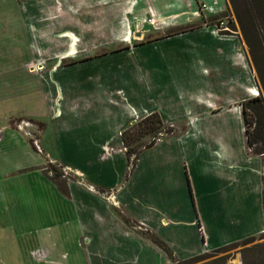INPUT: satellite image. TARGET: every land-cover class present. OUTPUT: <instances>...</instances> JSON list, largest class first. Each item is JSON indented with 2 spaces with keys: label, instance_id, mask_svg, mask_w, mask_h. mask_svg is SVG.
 Here are the masks:
<instances>
[{
  "label": "rangeland",
  "instance_id": "1",
  "mask_svg": "<svg viewBox=\"0 0 264 264\" xmlns=\"http://www.w3.org/2000/svg\"><path fill=\"white\" fill-rule=\"evenodd\" d=\"M168 1L0 0V264H184L201 255L205 257L190 264H264V207L249 191L255 183L249 173L237 171V185L224 192L231 194L232 203L221 239H242L216 254V247L202 241L205 225L200 218L199 234L189 226L160 231L174 250L151 229L143 232L148 227L130 219L118 199L120 210L107 206L105 198L114 201L112 191L96 190L100 181L119 184L139 157L141 177L136 170L132 180L136 176L142 182L164 166L182 172V156L189 158L194 149L184 138L204 149L206 142L215 148L224 144L233 161H250L242 121L209 109L228 110L229 100L239 99L242 92L235 93L231 83L229 89L223 72L221 81L212 74L220 64L213 56L217 45L191 33L208 26L225 38L239 36L258 92L247 101L264 96L232 1L208 5L171 0L168 7L177 11L158 14ZM259 28L264 42V19ZM129 101L148 109L136 110L130 119ZM153 107L165 122L153 119L155 131L138 126L128 136L137 138L131 145L134 161L128 160L117 132L129 119L138 124L144 114L155 113ZM192 122L197 123L194 130L189 129ZM153 142L156 146L149 149ZM251 154L261 163L264 190V154ZM187 164L199 192L211 184L225 186L233 178L228 168L203 176L200 163ZM78 168L86 176L75 174ZM205 202L200 201L202 206ZM211 209H201L202 221H210ZM147 213L152 220L156 216ZM194 219L192 212L189 222Z\"/></svg>",
  "mask_w": 264,
  "mask_h": 264
},
{
  "label": "crops",
  "instance_id": "2",
  "mask_svg": "<svg viewBox=\"0 0 264 264\" xmlns=\"http://www.w3.org/2000/svg\"><path fill=\"white\" fill-rule=\"evenodd\" d=\"M170 1L164 3L165 6L164 10L158 9L157 11L158 14L168 15L174 11L175 12L177 11L176 9L172 10L168 7ZM176 1L178 3L180 2L181 4H183L186 0H176ZM202 1H204L208 5L213 4L215 1L216 3L218 2L220 5L224 3V0H202ZM210 10L212 9L210 8ZM191 33L203 35L202 37H205V39L217 45V52H215L213 56L215 57L216 60L220 61V64L221 66H223V68L221 67L219 68L220 64L216 63L215 71L212 74L218 76L216 77V79L218 78L219 81H221V77H222L221 73L223 72L224 78L227 77L225 81L229 84L228 86L229 89L231 83V87L234 89L235 93L242 92V94H240L242 96L239 99L231 98L229 100L231 104L229 105L228 110L224 109L225 107H219L215 105L211 106L209 109L213 114L219 115V114L229 113L230 116L238 117L242 121V133L245 135V146H246L245 153H246V158H248L250 161L247 162V164H239L238 162L233 161V157H232L233 153L224 144H222L224 148L218 145L215 148L213 147V145L206 142L205 143L206 149H204L200 147L199 143L197 141H194L192 138L190 139L184 138L183 142L185 143V145L186 146L194 145V149L189 155V158H184L182 156L184 160L183 165L181 167L182 172L178 173L175 170H173L171 167L164 166L154 171L152 170L151 173L145 176L142 182H139V179L136 176L135 179L132 180L136 170H137L136 171L137 176L141 177V175L138 174L141 169V162H140L141 157H139L136 167L135 168L133 167L134 169L133 171H131V173L128 172L129 170L127 169V173L125 177H123L122 181L119 182V184L107 185L100 181L102 187L96 188V190L99 189V191H103L107 193H110V191H112L111 194L113 195L112 197L114 201L111 199L113 202H110V199L108 200V198H105L106 200L105 202L107 203V206L111 208L115 207L117 211L120 210V207L118 206L119 203L116 201L118 199L120 204H122L125 207L124 210L126 212V215L130 219L134 220V222L136 221L142 223L143 225L148 227L147 230H143V232H150L151 229L160 237V239L166 242V244L171 245L174 248V250H177L174 247L175 245L172 244L170 240L164 238L160 234V231L169 230L172 227L188 228L189 226L192 227V229L195 228L197 234H199L198 229L200 230L203 229V232H201L202 241H204L205 238L206 243L204 244L206 246H210V245L214 246L216 247V249L232 244L242 239L239 238L238 236L232 239H225V240L221 239V235L223 234L222 228L224 227L222 221L224 220V217L227 216V212L229 211L227 208L229 206V203H232L231 194L228 196V193H224V192L227 191L228 189L231 188L233 189L237 185V183L235 182V177H236L235 175H238L239 174L238 172L249 173L250 175H253V177H255V183L253 184L254 187L252 189H249V191L259 201L260 208L264 207L263 181L260 175L261 163L259 162V159L256 156H252L251 154L252 152L248 148L247 136L244 127L245 121H244V113H243V104L247 101L248 97L250 96L254 97L258 95L257 87L256 88L252 87L253 81L251 77L248 75V72L249 71L251 72V70H250L246 45L242 44L239 36H236L234 38H225L219 35L217 31L213 30L208 26H202L192 31ZM191 33L189 35H191ZM222 60L224 62H222ZM225 67L226 68L228 67L227 70L225 69ZM224 78H222V80ZM119 92H121V90L118 91L117 93L119 95L120 94L122 95V93ZM124 99H127V95H125ZM128 109L130 111V119H131L132 116H134L133 112L137 113L136 110L146 111V109L148 108L137 107L136 105L131 104L129 101ZM152 110H153L152 112L158 113L160 117H162V120L164 121V117L161 111L158 110V108L153 107ZM140 113L142 112H139V114ZM149 114L150 113L144 114L143 118H146ZM129 120L128 123L125 126H123L121 130H119V132H117L118 138L116 139L119 140L120 142L119 146L123 143L122 133L128 129V125L130 124L132 125L135 122ZM195 124L194 122L189 123V129H193L196 126ZM197 126L200 129L199 125ZM187 135L190 136L192 135V133L190 132L189 134H186V136ZM188 141L190 143L187 144ZM103 147H105L106 150L110 148L109 146H107V144H104ZM122 153L125 154L123 151ZM130 159L134 161V159L132 158ZM51 160L52 162H54L53 158ZM187 161L189 164L192 161L194 162L197 161L198 163H200V168H201L200 171L201 173H203V176H205L206 173H208L209 175V173L215 172L217 170V167H219L218 170L227 169V168L228 170H231L233 173V178L225 186H220V183L217 185L211 184L210 188L202 189V191L199 192L198 183L195 181L194 184L193 180L191 179V175L188 170ZM68 167H70V165ZM213 168L216 169L212 170ZM76 171L77 172L75 174L79 175V177L86 176L84 170L83 172L81 169L78 168V170ZM247 182L248 185L252 184V182L250 183V179H248ZM191 188L194 199L192 198L191 195ZM90 190L94 191L93 188H90ZM245 190L248 191L247 187L245 188ZM123 193L125 194V197L123 196ZM179 195H180V201H178ZM226 196L228 197L224 198ZM183 199L185 200L184 204H181ZM200 201H206L204 203V206H202V203H200ZM247 201H248V197L246 198L245 202ZM130 207L135 209L136 212L134 214H130V212L126 210L127 208L129 209ZM196 207H198L200 215H198ZM207 207L209 208L212 207V209L208 213V218L210 221L205 222L202 221V219L204 218V214H202L201 209H206ZM216 207L220 208L221 211L223 212L217 213L216 212L217 210L215 209ZM150 210L156 214L153 220L150 218L151 215L147 213ZM191 211L193 212L195 218L194 219L195 221L193 222H189V217L191 216L192 213ZM199 218L201 224L205 225L204 228L202 227V229L200 228V225L198 223ZM119 222L124 229V225L122 224V222L120 220ZM230 222H232V220H230ZM124 233L126 234L125 229H124ZM123 234L121 238L125 240ZM250 236H254V235H248L246 237H250Z\"/></svg>",
  "mask_w": 264,
  "mask_h": 264
},
{
  "label": "trees",
  "instance_id": "3",
  "mask_svg": "<svg viewBox=\"0 0 264 264\" xmlns=\"http://www.w3.org/2000/svg\"><path fill=\"white\" fill-rule=\"evenodd\" d=\"M236 17L238 22L240 23L241 30L243 33V37L245 39L246 44L249 47L255 68L258 72V76L260 79V82L262 84V87L264 89V42H263V35L260 32L259 28V22L263 21L264 19V0H241L240 5L237 3V0H231ZM260 53V54H259ZM252 113V115L250 114ZM243 113H244V121L246 124L245 131L247 136V144L248 148L255 154V155H261L264 154V96L263 94H260L258 97L251 99L243 104ZM252 116L253 118V125L250 123L249 116ZM153 119H156V121L161 124L162 120L158 113H153L149 116H147L145 119H143L138 124H133L130 126L127 130H125L122 133V141L124 146L127 148V157L130 159L133 154H135V149L131 147L132 143L135 142L133 140L128 138L131 134L137 130L136 128L144 126V128H148L153 132L155 131V128H152V122ZM249 125V126H248ZM253 126V128H252ZM143 128V130H144ZM252 128V129H250ZM139 129V128H138ZM140 133L142 136L144 133H142V129H140ZM155 145V143H151L149 145V149L152 148ZM191 187V186H190ZM66 193V192H65ZM191 195L193 197V192L191 188ZM253 238L247 239L244 242H249ZM154 242L157 246H159L161 249H163L166 253H170L171 251L169 247L160 241L159 239H154ZM233 244L226 245L220 248L215 249L213 252L219 253L222 250H224L227 247H230ZM205 257V255H201L195 258H192L187 261H183L182 263H192L196 261L197 259H201Z\"/></svg>",
  "mask_w": 264,
  "mask_h": 264
}]
</instances>
